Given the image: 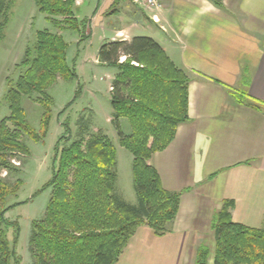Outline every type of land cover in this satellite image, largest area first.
I'll return each instance as SVG.
<instances>
[{"label":"trees","instance_id":"1","mask_svg":"<svg viewBox=\"0 0 264 264\" xmlns=\"http://www.w3.org/2000/svg\"><path fill=\"white\" fill-rule=\"evenodd\" d=\"M10 1L0 0V39ZM33 1L59 30L78 29L75 0ZM212 2L222 6V0ZM66 51L61 34L39 30L21 62L25 69L14 82L8 80L5 99L10 112L0 119V168L17 170L7 157L28 153L22 134L35 141L46 135L53 104L47 90L58 77L68 79L75 74L67 64ZM97 59L117 68L110 101L119 142L132 154L137 201L128 203L115 194L116 150L107 136L92 134L61 149L58 143L51 178L43 187H50L51 195L43 218L32 222L29 244L35 264H115L139 226L162 236L178 211L180 193L162 187L150 159L168 146L177 125L188 119V73L148 36L105 41ZM33 93L42 107L38 131L26 121L21 105L22 96ZM234 97L252 108H264L263 101L244 92L235 90ZM122 117L129 122V134L119 127ZM21 184L20 179L11 184L0 178V264L21 261L16 250L19 224L6 216L14 204H5ZM228 205L224 202L212 217L213 264H264V228L232 221ZM9 229L12 240L7 236ZM207 258L208 249L200 246L194 264H207Z\"/></svg>","mask_w":264,"mask_h":264},{"label":"crops","instance_id":"2","mask_svg":"<svg viewBox=\"0 0 264 264\" xmlns=\"http://www.w3.org/2000/svg\"><path fill=\"white\" fill-rule=\"evenodd\" d=\"M158 1L151 12L134 0H75L90 8L74 14L85 38L93 26L102 43L151 37L190 78L188 119L150 159L162 187L180 193L176 217L162 236L139 226L115 264H194L200 246L213 264L211 221L224 202L232 221L264 228V108L234 97L243 87L264 102V0Z\"/></svg>","mask_w":264,"mask_h":264},{"label":"rangeland","instance_id":"3","mask_svg":"<svg viewBox=\"0 0 264 264\" xmlns=\"http://www.w3.org/2000/svg\"><path fill=\"white\" fill-rule=\"evenodd\" d=\"M85 1L88 5L91 0ZM136 4L146 9L141 3ZM84 7L74 8L80 18L91 13L90 8ZM6 15L7 21L0 39V119L10 112L5 99L8 80L14 82L25 69L21 62L27 48L34 45L36 32L45 29L58 33V28L46 19L33 0H11ZM66 29L60 30L59 34L67 43L66 61L75 74L68 79L58 77L47 90L53 98V104L46 135L35 141L22 134L28 153L17 152L7 157L17 170L0 168V178L9 183L13 184L16 179L22 180L16 194L9 195L5 201L6 205L14 204L6 213L7 218L19 224L16 250L21 258L20 264H35L29 244L32 222L43 218L51 195V188L43 187L51 178L58 143L61 149L75 139L86 140L92 134L107 136L116 150L115 194L128 203L135 204L137 201L132 177V154L119 142L110 101V86L117 68L95 60L99 46L104 41L100 26H93L87 38L82 31ZM242 89L236 88L244 92ZM37 96V93H33L22 96L21 100L26 121L36 131L42 114V107L35 100ZM119 127L123 133H130L126 118H119ZM7 236L9 240L13 239L12 229L8 230Z\"/></svg>","mask_w":264,"mask_h":264},{"label":"built area","instance_id":"4","mask_svg":"<svg viewBox=\"0 0 264 264\" xmlns=\"http://www.w3.org/2000/svg\"><path fill=\"white\" fill-rule=\"evenodd\" d=\"M135 2L141 3L147 10L154 12L159 7V1L158 0H134ZM152 18H155V15H152Z\"/></svg>","mask_w":264,"mask_h":264}]
</instances>
